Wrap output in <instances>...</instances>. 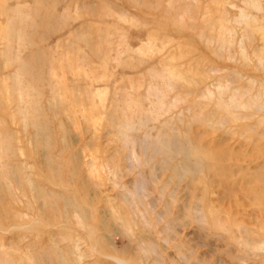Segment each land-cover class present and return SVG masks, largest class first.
<instances>
[{
    "label": "rangeland",
    "instance_id": "rangeland-1",
    "mask_svg": "<svg viewBox=\"0 0 264 264\" xmlns=\"http://www.w3.org/2000/svg\"><path fill=\"white\" fill-rule=\"evenodd\" d=\"M0 264H264V0H0Z\"/></svg>",
    "mask_w": 264,
    "mask_h": 264
}]
</instances>
